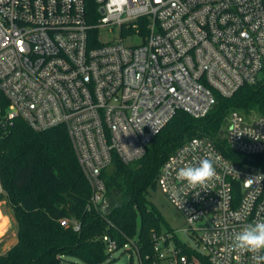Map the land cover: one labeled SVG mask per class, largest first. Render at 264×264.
I'll list each match as a JSON object with an SVG mask.
<instances>
[{"label": "built area", "instance_id": "built-area-1", "mask_svg": "<svg viewBox=\"0 0 264 264\" xmlns=\"http://www.w3.org/2000/svg\"><path fill=\"white\" fill-rule=\"evenodd\" d=\"M101 29L117 37L103 41ZM262 74L264 0H0V90L8 100L0 124L21 117L39 131L64 126L91 187L88 210L101 208V174L114 155L138 160L176 111L202 117L217 93L230 96ZM224 137L246 160L264 155V115L230 111ZM205 155L217 176L206 191L187 189L176 170ZM261 165L234 163L209 138L187 139L157 176L183 226L154 232L145 255L135 240L118 244L105 234L108 256L97 264L119 251L136 259L128 264H254L230 243L245 224L264 220ZM60 224L80 229L75 219ZM59 264L86 263L62 256Z\"/></svg>", "mask_w": 264, "mask_h": 264}, {"label": "trees", "instance_id": "trees-1", "mask_svg": "<svg viewBox=\"0 0 264 264\" xmlns=\"http://www.w3.org/2000/svg\"><path fill=\"white\" fill-rule=\"evenodd\" d=\"M95 10L93 3L90 5ZM8 100L0 90V113ZM264 115V74L254 83L241 85L232 95L216 94V101L202 117L178 110L154 135L142 157L131 163L115 155L118 174L109 179L102 171L106 194L122 186L124 200L106 210H88L91 187L77 161L64 126L33 129L21 117L0 124V201L4 200L16 227V242L0 253V264H59L62 256L86 264L107 258L102 236L118 244L135 240L141 255L152 252V234L160 231L161 215L149 199L157 185L164 160L189 138L200 136L236 164L260 165L264 155L245 156L225 137L216 138L230 111ZM264 167V165H261ZM75 219L80 229L62 226L60 219ZM202 264H209L199 258Z\"/></svg>", "mask_w": 264, "mask_h": 264}, {"label": "rangeland", "instance_id": "rangeland-1", "mask_svg": "<svg viewBox=\"0 0 264 264\" xmlns=\"http://www.w3.org/2000/svg\"><path fill=\"white\" fill-rule=\"evenodd\" d=\"M101 37L103 41L113 40L114 37H117L116 34L108 33L106 29H101ZM230 113V112H229ZM249 114H259L256 112H250ZM229 115V114H228ZM228 116L226 118V123L221 127L216 138H224L225 128L227 126ZM107 174L109 179L115 177L118 174L117 167L111 165L107 168ZM0 188V192H1ZM123 187L114 185L108 194L104 196L101 207L108 210L114 205L120 204L124 200ZM149 199L155 205L157 210L161 215L160 220V231H174L184 224V216L179 209H177L167 198V196L161 191V189L156 185L154 189L150 191ZM3 221V222H2ZM2 222V223H1ZM199 224V223H198ZM178 237L184 238L183 234L177 233ZM17 240L16 236V227L14 220L10 211L7 209L4 200L0 201V253H4L8 250ZM187 255L190 256V252H187ZM72 260L78 262L76 258ZM136 261L133 257H130V252H117L115 254V259L108 264H128ZM80 262V261H79Z\"/></svg>", "mask_w": 264, "mask_h": 264}, {"label": "clouds", "instance_id": "clouds-1", "mask_svg": "<svg viewBox=\"0 0 264 264\" xmlns=\"http://www.w3.org/2000/svg\"><path fill=\"white\" fill-rule=\"evenodd\" d=\"M198 140L192 141L193 150L199 146ZM217 176L214 159L208 155L199 158L196 163H189L176 170L175 179L187 189H208L210 181ZM199 195V192H195ZM179 199L180 193H173ZM231 249L240 254H250L254 264H264V220L245 224L232 234Z\"/></svg>", "mask_w": 264, "mask_h": 264}, {"label": "water", "instance_id": "water-1", "mask_svg": "<svg viewBox=\"0 0 264 264\" xmlns=\"http://www.w3.org/2000/svg\"><path fill=\"white\" fill-rule=\"evenodd\" d=\"M101 11H103V9L101 8ZM234 148V146H232Z\"/></svg>", "mask_w": 264, "mask_h": 264}, {"label": "crops", "instance_id": "crops-1", "mask_svg": "<svg viewBox=\"0 0 264 264\" xmlns=\"http://www.w3.org/2000/svg\"><path fill=\"white\" fill-rule=\"evenodd\" d=\"M2 222H3V221H2ZM2 222H1V223H2Z\"/></svg>", "mask_w": 264, "mask_h": 264}]
</instances>
